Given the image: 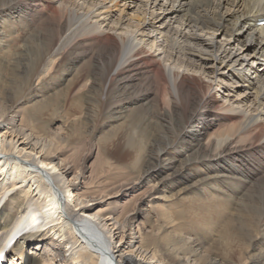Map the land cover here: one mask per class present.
<instances>
[{
	"label": "bare ground",
	"instance_id": "1",
	"mask_svg": "<svg viewBox=\"0 0 264 264\" xmlns=\"http://www.w3.org/2000/svg\"><path fill=\"white\" fill-rule=\"evenodd\" d=\"M262 19L264 0H0V50L17 22L34 31L27 50L36 55L24 67L26 85L0 98V264H230L237 237L248 239L254 253L235 264H264ZM81 49L80 59L93 50L87 61L95 65H79L74 75L82 89L94 90L88 97L107 120L126 116L124 105L132 103L148 105L145 119L173 124V139L154 142L156 150L151 145L136 158L133 178H118L121 169L86 168L68 155L57 132L35 129L50 103L44 89L49 96L62 85L61 61ZM219 88L229 92L226 98ZM114 105L123 109L107 114ZM142 110L127 117L134 123ZM67 123H60L59 135ZM73 125L65 132L71 142L83 136L69 131ZM181 142H189L191 154L176 147ZM207 168L210 173L198 174ZM220 181L236 201H250L236 211L255 220L257 234L245 228L247 220L234 234L236 217L226 220L218 210V203L232 209L233 200ZM207 209L214 210L212 220L193 219ZM44 242L55 248L41 255Z\"/></svg>",
	"mask_w": 264,
	"mask_h": 264
},
{
	"label": "rangeland",
	"instance_id": "2",
	"mask_svg": "<svg viewBox=\"0 0 264 264\" xmlns=\"http://www.w3.org/2000/svg\"><path fill=\"white\" fill-rule=\"evenodd\" d=\"M201 9H202V13L204 15L207 16V14H208V18H211V15H210L211 13H207L206 10L203 9L202 7H201ZM13 17H15L14 13H12L11 16H6V18L4 19V23H6L8 21V19L13 18ZM2 20H3V18H2ZM11 23H12V27H13L12 28L13 32L11 33V35L6 37V40H4V45L2 46V48L4 46H6V47H4L3 49L0 50V53H1L0 59L1 58L4 59V62L3 61H2V63L0 62V98L6 97L7 94L13 95V92L15 90L26 85V83H24V82L27 81V78L25 79L27 70L24 67H26V65L29 64L33 58L36 57L35 53L27 50L28 48L32 47V44H34L32 39L30 38L31 36H33L34 31L26 28L25 26H23L17 22H11ZM146 25H148V23ZM215 27L219 28L218 25H215ZM0 28L3 29L4 24L0 23ZM204 40H205V38H204ZM82 51H83V49L80 50V54H75V55L73 54L74 56H72V57L69 55L66 57L67 59L65 61H61L62 66H60L59 72L57 74V76H58L57 78H59L57 80V82L60 83V81H61L62 85H57L56 89L53 92L50 91L49 96H48V93L46 92V89H44L43 93L47 94V97H48L47 100L50 103L47 106V102H45V104H46L45 110L47 109V111L44 110V112H43L44 114H42L39 117L40 119L37 118L35 121H33L34 126L36 127V128L35 127L34 128L38 130L37 131L38 133L46 134V135H54V133L57 132L56 135H58L60 137L62 136L61 141L65 147L66 152L68 151V155L70 153L73 157H75L74 158L75 161L77 160L80 163L82 162L83 166H85L86 168L87 167H92V168L98 167V168H100L101 166H105L106 168H110V167L112 169L115 168L116 172H118L117 171L118 169L119 170L121 169L120 170V172H122L121 174L116 173L118 175V178H120V175H131L133 178V177H135V174L137 175V172H135L136 171V169H135L136 168L135 167L136 166V162H135L136 158L139 157V154H141L140 158H142V155L144 153L146 154V152L148 151V149L151 145H153L152 148L154 150H156L159 147L158 145L155 144L156 142H157V144L161 145L163 140L169 141V140L173 139L174 133H173V130L171 129V127H173V124H171V122H170L171 120H169V119H158L155 117H151L150 118L151 120L145 119V113L150 114L149 112L144 111V109H146L148 107V105L147 104L146 105L132 104V103H131V105L125 104L124 109H123L122 105L119 107L117 105H114L115 107L110 106V108L107 110L108 111L107 114H109V113L118 114L119 112H116V111H118L119 109L120 110L123 109L126 111V116L120 117V118H117L114 120L111 119L112 121L107 120L108 119V117H106L107 115L100 114V107H99L100 104L96 101V98L92 97L93 99H90L88 97L89 95H93L94 90L89 91V89H82V86L80 83H82L83 80L80 79L79 76L74 75V73L78 74V72L81 69H83L82 68L83 64L85 65L84 67L86 69L89 67V64H91L90 66L95 65L94 64L95 60H94V62H88L87 61L88 60L87 58H90L92 56L93 50H88L89 54L87 55V57L80 59V57H84V55L82 54ZM2 52H4V54ZM19 58L21 60V64L19 63V61H17V59H19ZM74 61H80V63L77 64V63H74ZM86 63H89V64H86ZM31 64L32 63H30V65ZM79 65H81V68ZM79 68H80V70H79ZM69 69H70V71H69ZM78 75H80V74H78ZM205 78L207 79L208 76L206 75ZM73 79H75V80H73ZM67 81H68V83H66ZM69 81L74 83V84L69 83ZM42 83H45L49 87L52 85V83H50V81H48L47 78ZM69 85H70V88H69ZM219 91H218V96H220L221 99L226 98V93H229L228 91H225V88H223V89L219 88ZM51 93H53V96H51ZM237 94L235 93L234 96L236 95L235 97H237ZM234 96L232 97L230 94L231 101H234V98H235ZM7 97H9V96H7ZM2 98H1V100H2ZM25 105L27 106V108L33 106L31 104H25ZM117 107H118V109H117ZM141 109H143L142 115L137 114L138 119H135L136 121H134V123H132L130 117H127V114L136 112L138 110L141 111ZM56 113H59L60 115L64 116V118H62L61 121H55L54 122L53 115H55ZM131 117H134V116H131ZM126 118L127 119L129 118V119L127 120ZM64 120H67L68 123L65 126L64 132H62V134L59 135L58 133L62 130V129L60 130L59 125L62 122L64 123ZM129 122H131V123H129ZM75 123H76V126L73 125ZM70 124H71V126L73 125V127L69 130L72 134L78 133L77 129H79L82 132L83 136L81 135L82 137L79 140L77 138H75L77 141L75 139H73L74 141L71 142L70 136H68V133H66V135H65V132L69 129ZM170 125H171V127H170ZM160 129H162V130H160ZM132 136H134V138H133L134 141H136V139H137V140H139L138 141L139 145H141V144L143 145V146L141 145L142 147L141 146L139 147L140 149L138 148L139 150H135V148L133 147V143L130 142ZM188 143L189 142H184V144H183V142H181V143H178L177 144L178 146H176V147L178 149H182L184 154H191L190 152H188L186 150V145ZM163 145H164V143H163ZM176 147H175V145L169 146L170 150L172 149L171 152L173 155L176 154ZM139 152H141V153H139ZM91 164H92V166H91ZM191 166H193V165H191ZM210 170H211L210 168H207V169L202 170L198 174H204L205 175L206 172L210 173L211 172ZM196 171H197L196 169L195 170L190 169V175L192 176V178L197 177ZM111 179H114V177L112 176ZM213 183H214V181H213ZM219 186H220V188H222L226 192V194H225L226 196L231 195V194H229L228 190L226 189L224 184H222L221 181H220ZM190 195L191 194H186L185 196H182L184 198L181 197L182 199H184L185 203L182 204V206H180V210L183 211L186 208V204L188 202V199L186 197H188ZM210 195H212L211 191H209L206 188V190L204 191V198L206 199V201L208 200V196H210ZM222 196H223V193L221 195H219L218 197H216V199L220 202V201H222ZM231 196H233V200H231V201L229 200V206L231 204L232 209L225 208L226 206H224L223 204H222L223 205L222 206L219 203L217 204V206H218V210L220 209L222 212H225V214L227 216L226 220H230L229 217H231V221H232V217H236V221L235 220L232 221V224L234 222V224L232 225L233 226L232 229L235 231L237 230L236 232L233 231L234 234L239 232V229L244 228L245 225L244 226L241 225V227H240V224H242V222L243 223L246 222V220L250 223L247 222L248 224H247V226H245V228L248 227L247 229H249V231L252 232V234H254V233L257 234L256 230H259V229H257V227L254 226L253 225L254 223L252 222V220L254 222H255V220L251 217L247 218L245 216V214L243 215L242 213L236 211L237 210L236 205L237 204L241 205L242 203H244L245 199L243 198L244 200L239 199L238 201H236L238 199L237 195H231ZM227 198L230 199V197H227ZM248 201L249 200H245V203H250V201L249 202ZM189 203L191 204V201ZM230 210H233V211H230ZM213 211L214 210L207 209L205 211H202V213H200L197 217H195L193 215H190V216H191V218L193 216L194 220H204L205 222H207L206 220H212L214 218ZM234 212L235 213L237 212V216H236V214H233L234 216L232 215V213H234ZM241 217H242V219H241ZM249 218H251V219H249ZM215 219L217 220L218 217H216ZM239 219H241V220L239 221ZM191 220L192 219H188L187 221H191ZM237 221L240 223H237ZM221 225H223V224H221ZM238 227H240V228L237 229ZM247 229H244V230H247ZM187 230H194V228L192 227V224H189V228ZM241 239L242 238L239 239V237H237L233 242V248L236 250L235 252L237 255L235 254V256L231 257L232 259L230 260V264L238 263L239 261L242 260V258L246 257L247 255L254 253L253 250L250 252L248 251V246H249V244L247 242L248 239H245V240L242 239L245 243L247 242V244H245ZM41 245L42 246L39 247V252H41V255H43L47 252L51 253L53 251V248H55L54 246L50 245L49 243H47V245H46V242L42 243ZM245 245H247V246H245ZM245 249H247L248 253L244 252V251H246ZM28 250L33 251L34 250L33 246L31 245L30 247H28ZM248 259H249V257H248ZM8 262H17L18 263L17 260L11 261L10 258L7 260V263Z\"/></svg>",
	"mask_w": 264,
	"mask_h": 264
}]
</instances>
